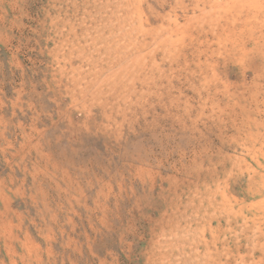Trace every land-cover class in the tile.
I'll return each instance as SVG.
<instances>
[{
  "label": "rangeland",
  "instance_id": "rangeland-1",
  "mask_svg": "<svg viewBox=\"0 0 264 264\" xmlns=\"http://www.w3.org/2000/svg\"><path fill=\"white\" fill-rule=\"evenodd\" d=\"M0 264H264V0H0Z\"/></svg>",
  "mask_w": 264,
  "mask_h": 264
},
{
  "label": "bare ground",
  "instance_id": "bare-ground-1",
  "mask_svg": "<svg viewBox=\"0 0 264 264\" xmlns=\"http://www.w3.org/2000/svg\"><path fill=\"white\" fill-rule=\"evenodd\" d=\"M174 233H176V232H174Z\"/></svg>",
  "mask_w": 264,
  "mask_h": 264
}]
</instances>
